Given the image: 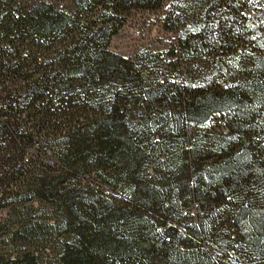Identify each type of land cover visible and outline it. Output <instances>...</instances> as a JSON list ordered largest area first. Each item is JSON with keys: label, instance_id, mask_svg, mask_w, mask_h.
Instances as JSON below:
<instances>
[{"label": "trees", "instance_id": "obj_1", "mask_svg": "<svg viewBox=\"0 0 264 264\" xmlns=\"http://www.w3.org/2000/svg\"><path fill=\"white\" fill-rule=\"evenodd\" d=\"M165 1L0 0V264H264V0H169L165 52L109 49Z\"/></svg>", "mask_w": 264, "mask_h": 264}, {"label": "rangeland", "instance_id": "obj_2", "mask_svg": "<svg viewBox=\"0 0 264 264\" xmlns=\"http://www.w3.org/2000/svg\"><path fill=\"white\" fill-rule=\"evenodd\" d=\"M54 3H65L66 0H49ZM169 3L166 0L163 6L154 11L148 10H133L123 21L120 28L112 36L109 49L123 57L134 58L137 53L142 51L148 52H165L174 43V34L164 28V11ZM259 22L264 24V17L260 18ZM264 26V25H263ZM144 56H148L144 54ZM163 55L158 56L161 59ZM48 209L41 211L39 216L47 213ZM6 216V210L0 209V221ZM12 220L8 219L7 225L11 224ZM1 223V222H0ZM52 231L53 229H48ZM38 233V236L29 237L34 246L40 248L41 245L53 242L57 237L53 233ZM9 237L0 236V252L12 253L16 251L17 245L9 242ZM19 244V242H16Z\"/></svg>", "mask_w": 264, "mask_h": 264}]
</instances>
